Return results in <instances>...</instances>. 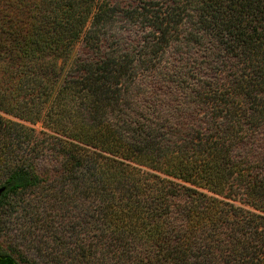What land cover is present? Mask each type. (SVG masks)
<instances>
[{"label": "trees", "instance_id": "16d2710c", "mask_svg": "<svg viewBox=\"0 0 264 264\" xmlns=\"http://www.w3.org/2000/svg\"><path fill=\"white\" fill-rule=\"evenodd\" d=\"M0 112V264H264V0H0Z\"/></svg>", "mask_w": 264, "mask_h": 264}, {"label": "rangeland", "instance_id": "374dc122", "mask_svg": "<svg viewBox=\"0 0 264 264\" xmlns=\"http://www.w3.org/2000/svg\"><path fill=\"white\" fill-rule=\"evenodd\" d=\"M122 1L128 2L131 0ZM58 64H60V61H58ZM0 113L5 117L16 119L11 115ZM30 126H33L36 130L42 129L40 122ZM62 213V208L58 204L50 203L49 200H29L26 209L17 214L16 221L11 226V228L17 230L19 235H22V232L30 234L31 238L27 243L41 264L68 263L67 258L64 256L65 237ZM75 250V248L70 250L71 257L74 260ZM83 254L88 257L91 251L84 250Z\"/></svg>", "mask_w": 264, "mask_h": 264}]
</instances>
